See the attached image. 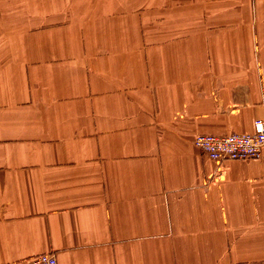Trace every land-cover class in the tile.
Masks as SVG:
<instances>
[{"label":"crops","instance_id":"obj_1","mask_svg":"<svg viewBox=\"0 0 264 264\" xmlns=\"http://www.w3.org/2000/svg\"><path fill=\"white\" fill-rule=\"evenodd\" d=\"M30 1L0 36V264H264V147L194 143L264 115V0Z\"/></svg>","mask_w":264,"mask_h":264},{"label":"built area","instance_id":"obj_2","mask_svg":"<svg viewBox=\"0 0 264 264\" xmlns=\"http://www.w3.org/2000/svg\"><path fill=\"white\" fill-rule=\"evenodd\" d=\"M254 127L248 132H200L196 134L194 143L207 157L219 163L230 159L260 158L264 147V115L254 120ZM23 264H58V259L54 252H44L28 258Z\"/></svg>","mask_w":264,"mask_h":264},{"label":"rangeland","instance_id":"obj_3","mask_svg":"<svg viewBox=\"0 0 264 264\" xmlns=\"http://www.w3.org/2000/svg\"><path fill=\"white\" fill-rule=\"evenodd\" d=\"M31 7L30 0H0V15H3V29L0 23V36L4 39H12L13 36H19L17 31V18L24 19L29 14ZM17 11L20 15H17ZM15 25V28H14Z\"/></svg>","mask_w":264,"mask_h":264}]
</instances>
